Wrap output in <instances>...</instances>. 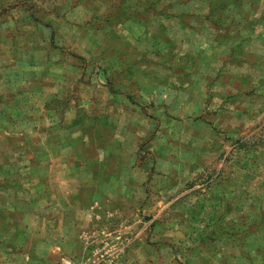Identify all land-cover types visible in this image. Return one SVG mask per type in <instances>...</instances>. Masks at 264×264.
<instances>
[{"label": "rangeland", "instance_id": "374dc122", "mask_svg": "<svg viewBox=\"0 0 264 264\" xmlns=\"http://www.w3.org/2000/svg\"><path fill=\"white\" fill-rule=\"evenodd\" d=\"M0 264H264V0H0Z\"/></svg>", "mask_w": 264, "mask_h": 264}, {"label": "crops", "instance_id": "0c3cea01", "mask_svg": "<svg viewBox=\"0 0 264 264\" xmlns=\"http://www.w3.org/2000/svg\"><path fill=\"white\" fill-rule=\"evenodd\" d=\"M9 46H10V48H9V50H12V51H18L19 50V48H20V44L19 43H9ZM26 97V96H25Z\"/></svg>", "mask_w": 264, "mask_h": 264}]
</instances>
